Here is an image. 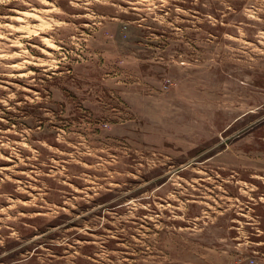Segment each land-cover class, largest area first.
Segmentation results:
<instances>
[{"label":"rangeland","instance_id":"obj_1","mask_svg":"<svg viewBox=\"0 0 264 264\" xmlns=\"http://www.w3.org/2000/svg\"><path fill=\"white\" fill-rule=\"evenodd\" d=\"M0 264H264V0H0Z\"/></svg>","mask_w":264,"mask_h":264}]
</instances>
